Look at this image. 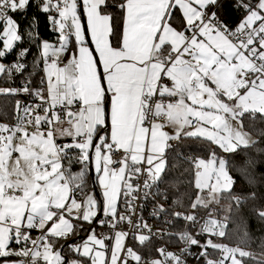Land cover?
<instances>
[{"label": "snow or ice", "instance_id": "1", "mask_svg": "<svg viewBox=\"0 0 264 264\" xmlns=\"http://www.w3.org/2000/svg\"><path fill=\"white\" fill-rule=\"evenodd\" d=\"M33 6L24 28L16 17L27 19ZM39 13L57 33L56 44H37L45 65L40 86L25 78L19 88L0 87V95L33 97L15 102L13 123H0V264H187L185 256L197 264H264V253L257 260L215 243L212 237L227 236L230 217L218 220L209 209L231 193L233 171L252 183L262 163L247 150L264 140V128L256 139L245 121H264V0H0V75L26 71L30 48L17 42L39 39ZM232 13L242 14L235 24ZM14 52L13 63L2 62ZM185 139L236 158L214 150L207 160L186 157L177 152ZM180 160L194 164L195 187L207 190L190 207L209 209L208 218L196 235L173 234L184 245L180 254L161 248V259L146 260L125 243L131 235L144 245L152 235L133 219L137 201L163 195L159 186ZM248 198L255 192L231 197L237 207ZM166 211L158 204L153 215ZM170 215L198 223L190 213ZM257 215L264 219V209ZM33 230L40 232L35 239ZM81 231V243H67ZM205 234L201 243L197 236ZM209 249L220 256L209 258Z\"/></svg>", "mask_w": 264, "mask_h": 264}, {"label": "trees", "instance_id": "2", "mask_svg": "<svg viewBox=\"0 0 264 264\" xmlns=\"http://www.w3.org/2000/svg\"><path fill=\"white\" fill-rule=\"evenodd\" d=\"M112 10L116 13V23L119 25V12L116 9ZM34 14H36L35 6L28 9L27 19H25L24 16L19 15L16 18L21 21L24 28H27L28 22ZM240 15L242 14L232 13L229 23H237ZM38 16L39 23L37 31L39 39L35 43L28 41L27 38L21 42H17L21 47L30 48V53L24 58V62L27 65L26 71L22 74H15L11 79L1 75L0 87L19 88L25 78L32 81V87L36 88L40 86V81L45 74L44 63L40 60V53L37 44L45 40L52 41L54 33L51 31L47 14L39 13ZM16 51L18 52L19 49ZM15 58L16 53L14 52L9 59L7 58V60H14ZM17 100L28 104L29 97L25 94L15 96L0 95V119H10L14 115L15 102ZM245 125V129L252 132L256 139H259L256 135V130L264 128V121L259 118L255 121L247 119ZM262 149H264V140H261L255 148L247 150L249 155L253 156L257 161L262 162L252 173L255 177L254 182L249 183L246 179L240 177L233 171L231 174L236 177L237 182L233 186L231 193L224 192L222 194V199L220 200L222 203L227 204L228 207L231 206L232 209L230 213L227 212V215L230 217L228 221L229 227L227 236L223 241L231 246H239L248 252L257 254V260L261 259L259 256L264 253V219H261L257 215L258 210L264 209V152L261 151ZM211 150L216 151L218 156L220 155L218 148L204 141L185 139L182 143H179L177 148V152H183L186 157H193L196 155L209 156ZM175 155L176 153L172 154L173 157H175ZM234 158L236 157L231 154H228L226 157V159H229L230 161ZM80 168L81 166L79 164H74L72 171L79 172ZM194 172L195 168L190 160H180L178 162V167L175 170H170L165 183L159 186L160 192L163 193V195L159 196V199L169 208L171 213L178 212L189 214L194 210L202 213V210L200 209L201 207L197 209H192L190 207L199 193L198 189L195 187ZM89 181V187L92 188L94 185L92 178L89 177ZM252 192H255L256 198L245 199L239 207H237L235 202L231 199L232 196L249 197ZM165 195L167 196L166 200L164 199ZM177 198L180 200L179 205L175 203ZM217 216L222 217L220 215ZM175 227L177 229L176 231H181L185 229V224L182 221V223H179ZM85 228H87V225H85ZM85 232L86 231H81L79 233V235L81 234L80 236L69 241L76 240L75 243L81 242L87 235L84 234ZM69 241H67V243ZM61 243L65 242L61 241ZM64 251L69 258H72V253H69L66 247ZM215 255L218 257L220 256V253L216 251ZM244 264H256V260L244 258Z\"/></svg>", "mask_w": 264, "mask_h": 264}, {"label": "built area", "instance_id": "3", "mask_svg": "<svg viewBox=\"0 0 264 264\" xmlns=\"http://www.w3.org/2000/svg\"><path fill=\"white\" fill-rule=\"evenodd\" d=\"M50 23V21H49ZM50 28L51 31L54 33V38L52 39V43L56 44L57 41V33L53 30V26L50 23ZM11 55H8L7 58L9 59ZM3 60L2 62L5 64H11L15 61L14 60ZM29 97V102L28 104L33 103V97ZM13 117V116H12ZM12 117L10 119L2 120L0 119V123H13ZM197 157L208 159L209 157L206 155H196L193 156L192 158L195 159ZM193 164V163H192ZM194 166V164H193ZM155 191V189H153ZM79 198V196H78ZM137 204L139 207L137 208V213L133 217L134 221L138 219H142L143 222H145L150 230H151V237L146 244L141 245L138 241V239H133L131 235L126 239L125 243L129 247H133L134 250H136L139 254H141L146 260L149 259H161L162 257L160 254L157 252V249H165L167 252H172L176 254L181 253V249L184 247L183 243L179 241L176 235H173L175 233H179L181 231H184L187 229L189 232H191L193 235H196V233L199 231L200 226L204 223L205 219L208 218V213H201L198 211H192L190 214L196 215L198 223L193 226L190 222H186L182 217L181 218H175L171 216V212L169 208L159 199V196H153L149 197L148 200H144L142 197L140 200L137 201ZM158 204H163V207L167 210L164 213H159L157 215H153L154 208ZM123 209V205H121V210ZM216 219H222L223 217H219L215 215ZM166 221H170V223H166ZM182 221L185 224V229L181 231H176V225L179 223H182ZM229 227V223H228ZM122 229L124 231H132V225L130 224H123ZM97 232H107V228H96ZM228 232V228H227ZM137 235L141 234L140 232L136 233ZM143 234H148V229L143 230ZM32 237L35 239L40 235L39 230H33L31 232ZM208 238L207 234L202 235V236H197V239L201 241V243H204L206 239ZM226 237L220 238V237H212L213 241L216 242L217 240H224ZM15 247V245H13ZM201 251L200 248L198 247H192L191 252L194 254H197ZM214 250L209 249L210 257L211 259H217L218 257L215 255ZM185 259L187 260V264H197V261L192 257V256H185ZM132 264H135V262H132ZM199 264H204L203 259L199 261Z\"/></svg>", "mask_w": 264, "mask_h": 264}, {"label": "rangeland", "instance_id": "4", "mask_svg": "<svg viewBox=\"0 0 264 264\" xmlns=\"http://www.w3.org/2000/svg\"><path fill=\"white\" fill-rule=\"evenodd\" d=\"M45 41H47V40H45ZM48 42H50V43H52L51 41H48ZM61 58L63 59L64 57H63V55L61 56ZM44 67H45V65H44ZM44 74H45V71H44ZM1 76V75H0ZM246 130V129H245ZM247 131V130H246ZM253 135V134H252ZM253 137L254 138H256L254 135H253ZM214 147H216V148H218L216 145H214V144H212ZM218 150L220 151V155L219 156H223V157H227V155L228 154H226V153H224L221 149H219L218 148ZM209 157V156H208ZM199 191V190H198ZM224 193V192H223ZM223 193H221V195H220V198H219V202L218 203H212V204H210L209 205V209H211V208H214V209H216V212H215V214L214 215H220V216H222V217H224L225 215H227V209L229 208L228 207V205L227 204H224V203H222L220 200L222 199V194ZM225 193H227V192H225ZM198 194H200V195H203L204 197H207V190H205L203 193H198ZM96 196H97V194H96ZM98 198V197H97ZM201 210H202V213H206V212H208L209 211V209H205V208H203V207H201L200 208ZM84 234H87V232H85ZM81 235V234H80ZM79 235V236H80ZM87 236V235H86ZM86 236H85V238H86ZM78 237V236H77ZM77 237H73V238H77ZM72 238V239H73ZM71 240V239H70ZM69 241V240H68ZM82 242V241H81ZM81 242H78V243H81ZM215 243H219V244H226V245H228L229 247H235V246H231V245H229V244H227L225 241H223V240H217ZM254 254V253H253ZM254 256L255 257H258L257 256V254H254ZM259 257H261L262 258V256L260 255ZM239 258V257H238Z\"/></svg>", "mask_w": 264, "mask_h": 264}, {"label": "crops", "instance_id": "5", "mask_svg": "<svg viewBox=\"0 0 264 264\" xmlns=\"http://www.w3.org/2000/svg\"><path fill=\"white\" fill-rule=\"evenodd\" d=\"M89 177L92 178L93 182H95V173H94V171H90L89 172ZM92 188L95 189V193L97 194V197L99 198L100 197V189H99V187L94 183Z\"/></svg>", "mask_w": 264, "mask_h": 264}, {"label": "water", "instance_id": "6", "mask_svg": "<svg viewBox=\"0 0 264 264\" xmlns=\"http://www.w3.org/2000/svg\"><path fill=\"white\" fill-rule=\"evenodd\" d=\"M79 238H81V237H79ZM76 240H72V241H69L68 243H73V242H75Z\"/></svg>", "mask_w": 264, "mask_h": 264}]
</instances>
